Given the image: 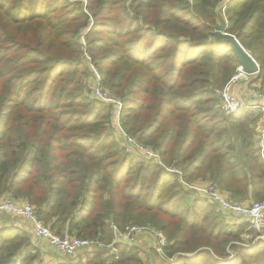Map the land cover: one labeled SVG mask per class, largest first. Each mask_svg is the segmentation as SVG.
I'll return each instance as SVG.
<instances>
[{
  "label": "trees",
  "instance_id": "16d2710c",
  "mask_svg": "<svg viewBox=\"0 0 264 264\" xmlns=\"http://www.w3.org/2000/svg\"><path fill=\"white\" fill-rule=\"evenodd\" d=\"M219 4L87 0L98 18L86 39L101 85L122 102L123 130L156 150V162L126 153L109 108L82 91L75 37L88 16L79 6L0 0V196L27 201L58 235L95 243H111L113 227L155 229L166 244L162 255L151 251V264H264V241L238 245L256 230L185 188L203 179L235 203L264 201L259 111L226 116L215 97L239 65L213 32ZM224 15V33L264 82V0H231ZM118 249L109 264H146L136 247ZM40 257L24 230L0 228V264H43Z\"/></svg>",
  "mask_w": 264,
  "mask_h": 264
},
{
  "label": "built area",
  "instance_id": "2783aa9c",
  "mask_svg": "<svg viewBox=\"0 0 264 264\" xmlns=\"http://www.w3.org/2000/svg\"><path fill=\"white\" fill-rule=\"evenodd\" d=\"M230 1L231 0H220V3L223 4L221 8L224 10ZM237 71L238 73L236 72L235 77L231 81H229L223 88L216 90V94L220 100L219 107L226 116L246 107V105L243 106L232 93L234 82L245 78L247 75L241 70V68ZM84 89L88 96L100 101L109 108V113L114 121L117 142L126 153L139 155L143 159L159 162V155L156 150L152 149L150 146L143 145L141 142H137L135 137L128 135L123 130L120 123L122 102L108 89L101 85V77L91 64L90 76L85 79ZM246 92L251 97H259V99L264 101V93H261L258 89L246 90ZM247 108H254L260 112L255 126L254 140L264 163V109L257 104L251 107L247 106ZM197 192L200 196L202 195V197L206 198L209 203L214 205L215 210L220 212L227 221L228 219L226 217L229 219H236L235 224H246L258 233L264 231V201H253L248 204L235 203L229 200L227 195L219 191L212 184H207ZM0 212L30 222L32 224L33 233L36 237L47 240L54 249L58 250L67 258L74 257L82 248L90 243L87 240L79 239L73 235L56 234L49 226L45 225L40 219H38L34 206L28 202H22V200L15 199L12 196H0ZM113 229L115 237L119 231L125 232L128 236H134L147 230L141 226H127L124 230H118L116 227H113ZM243 235H245V237L250 236V234L247 233H244ZM162 246L164 245L155 249L160 251Z\"/></svg>",
  "mask_w": 264,
  "mask_h": 264
},
{
  "label": "rangeland",
  "instance_id": "374dc122",
  "mask_svg": "<svg viewBox=\"0 0 264 264\" xmlns=\"http://www.w3.org/2000/svg\"><path fill=\"white\" fill-rule=\"evenodd\" d=\"M67 1L70 4L78 5L79 6L78 9L83 11L88 16V20L86 23H84L83 25H80L79 27L77 26V28H76L77 29V35L75 37V41H76L78 48H79V56H77L76 62H80L83 66L84 65L86 66L85 72L80 77V80H81V82H83V87H84L85 79L83 77H84V75H87L90 73V64L96 70H99L97 67L98 64L95 63L96 61L94 62L93 56L88 51L87 39H86L87 36L91 33V31L94 29V27L96 25L95 21L98 18L95 20L91 10H89L87 8V0H67ZM222 5L223 4L220 3L219 8L217 9V24L213 28L214 33L216 32L215 28H217L218 26L221 25V21L224 22V20H225V15H224L225 9L223 10L221 8ZM223 34H224V30L221 31L220 36H222ZM94 36H96V35L93 34V37ZM239 68H240L239 65H237L234 68V73H232L233 75L229 81H231L235 77L236 72ZM234 85H237V86L238 85H245L246 90H251V89L257 90L258 89L261 93H264V82L262 80L258 79V73L246 75L245 78L236 80L234 82ZM83 89L84 88H82V91H84ZM83 94L86 96L85 93H83ZM113 94H115V93H113ZM215 97H217V99H218V95L216 94V91H215ZM109 131L110 132L112 131L114 133L113 128ZM127 134L130 136L132 135L133 137L136 138L137 142H139V143L141 142V143H143V145L147 146V142L140 141L137 138V136H135L134 134H131V133H127ZM141 159H143V158H141ZM171 170L173 171V169H171ZM189 190L191 191V189H189ZM201 197H202V195L200 196V198ZM201 199H204V198H201ZM253 201H261V200L250 199V200H247V202L243 201L241 203L242 204H248V203H251ZM226 218L228 219L229 222L236 223V219H229L228 217H226ZM135 226H141V225L135 224ZM141 227L146 228L147 229L146 231H148L147 233H150L153 235V241H152L151 245H148V247L152 246V248L146 247V244H144V241L141 239L142 237H140L143 234H145L146 231H144L143 233H140L138 235H134V236H128L125 232L119 231V233L116 235V237L114 236L111 243L105 244V243H95L93 241H89L90 243H94V244H91L90 246H88L90 244L89 243L87 245L88 247H86V249L80 250L72 258L63 259L61 257V258L57 259L54 257L55 259L61 261V262H58L56 264H60V263L61 264H109V262H111L112 259H114V260L117 259V256L119 254V249H118L119 245H128L129 247H134V248L136 247L138 250L139 257L146 264H151V261H152L151 251L155 248L158 249L161 245H165L166 244V238L164 237V235L162 233L158 232L155 229L149 228L147 226H145V227L141 226ZM64 234L68 235V233H64ZM64 234H62V235H64ZM70 236H72V235H70ZM138 237H140V238H138ZM258 241H262V242L264 241V231H261L260 233L257 232L256 235L252 234L249 237H245V235H241V242H239L238 245L242 246L243 248H246V249L252 248V246L255 248L256 247L255 245L258 243ZM159 253L162 255L161 251ZM230 253L235 255L237 252L235 250H233V251H230ZM188 256H190V255H188ZM40 258H41L40 261L43 264H53L51 262L50 263L47 262L48 260L47 259L45 260L42 256ZM49 258H51V257H49Z\"/></svg>",
  "mask_w": 264,
  "mask_h": 264
},
{
  "label": "crops",
  "instance_id": "0c3cea01",
  "mask_svg": "<svg viewBox=\"0 0 264 264\" xmlns=\"http://www.w3.org/2000/svg\"><path fill=\"white\" fill-rule=\"evenodd\" d=\"M232 93H233L234 97H236L238 99V101L240 103H242L243 106L246 105L245 108H247V106L251 107V106L257 104V105L263 107V109H264V101L262 99H259V97H255V98L251 97L246 92L245 85H238V86L234 85L232 88ZM258 114H260V112ZM115 136H116V134H115ZM207 184H208V181H205L203 179H196L194 181H191L190 183H185V188L189 191L191 197L195 198L197 195L200 196L197 191L202 189ZM188 188L191 189V191ZM248 200H250V199H248ZM22 202H27V201L22 200ZM244 202H247V200ZM9 227H16V228H20V229L24 230L28 234L32 243L38 248L41 256L45 260L46 259L48 260L47 262H49V263L51 262L53 264H56L58 262H61L57 259H59L61 257L63 259L67 258L62 253H60L58 250L54 249L48 243L47 240L36 237L33 233L32 224L30 222L23 220L19 217L9 216V215H6V214L0 212V228H9ZM147 232L148 231H146L145 234L140 236V237H142L141 239L144 241V244H146V247H148V245H151V243L153 241V235L150 233H147ZM140 237H138V238H140ZM91 244H94V243H90L88 246H90ZM88 246H85L82 249H86V247H88ZM148 248H152V246L148 247ZM49 257H51V258H49ZM54 257L57 259H55Z\"/></svg>",
  "mask_w": 264,
  "mask_h": 264
},
{
  "label": "water",
  "instance_id": "95a60500",
  "mask_svg": "<svg viewBox=\"0 0 264 264\" xmlns=\"http://www.w3.org/2000/svg\"><path fill=\"white\" fill-rule=\"evenodd\" d=\"M224 28L225 22L221 21V25L215 28L216 32L214 33V35L216 37V40L222 45H227L228 43L231 44L234 54L239 62V66L245 74L250 75L254 73H259V65L251 57V55L241 46L236 36L227 33H224L222 36H220L221 31L224 30Z\"/></svg>",
  "mask_w": 264,
  "mask_h": 264
}]
</instances>
